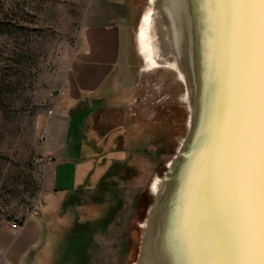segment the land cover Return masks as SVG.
<instances>
[{"label":"bare ground","instance_id":"1","mask_svg":"<svg viewBox=\"0 0 264 264\" xmlns=\"http://www.w3.org/2000/svg\"><path fill=\"white\" fill-rule=\"evenodd\" d=\"M151 4L139 53L184 83L189 133L150 182L133 264H264V0Z\"/></svg>","mask_w":264,"mask_h":264},{"label":"rangeland","instance_id":"2","mask_svg":"<svg viewBox=\"0 0 264 264\" xmlns=\"http://www.w3.org/2000/svg\"><path fill=\"white\" fill-rule=\"evenodd\" d=\"M131 1L123 40L124 61L105 81L108 85L104 82L105 92L88 124L101 128L90 138H95L93 146L99 156L95 164L100 168L90 172L91 178L83 179L82 160L92 166V150L76 155L79 188L59 200L71 194L78 204L65 207L60 203L56 209L58 241L66 237L67 228L76 221H95L105 211L112 213L104 227L91 226L90 222L88 228L83 226L85 233L72 242L74 246L83 238L87 243V264L137 261L143 245L140 224L149 206L157 202L150 182L155 175L164 174L188 128V102L182 99L184 83L173 69H144L139 53L137 33L152 0ZM81 6L83 3L75 0H0V232L12 229V222L18 223L40 203L47 157L43 150L44 127L51 115L46 110L55 100L48 96L51 88L47 86L46 62L49 65L52 53L63 58L62 50H54L61 31L69 34L74 28ZM63 23L65 29L61 28ZM45 36L49 38L44 40ZM68 42L73 43L71 36ZM64 57L68 59L67 54ZM163 113L166 115L162 121L166 119L167 123L160 125L158 119ZM147 122L149 130L143 125ZM109 166L122 178L108 175L104 184L97 185L99 170ZM56 244L58 249L59 242ZM68 253H72L70 247L62 257Z\"/></svg>","mask_w":264,"mask_h":264},{"label":"crops","instance_id":"3","mask_svg":"<svg viewBox=\"0 0 264 264\" xmlns=\"http://www.w3.org/2000/svg\"><path fill=\"white\" fill-rule=\"evenodd\" d=\"M75 1L83 3L78 10L80 14L76 17V24L69 34L65 30L61 31L59 44L54 50H62L63 58L52 53L51 58H48L49 65L46 62L48 88L60 83L64 75L68 80L63 85L62 94L52 99L54 107L44 127L43 150L50 160L44 163L45 176L41 184L40 203L37 204L40 208L37 213L35 207V210L24 215L15 230H1V264H54L51 256L58 242L57 219L49 220L46 215L51 211L55 215V200L79 186L76 155L89 148L92 150L89 157L93 165H86L82 160L83 179L91 178L90 172H96L98 166L99 156L95 154L97 149L93 146L95 138L91 140L96 133L92 123L88 125L89 119L97 107L98 99L105 92L103 88L108 85L105 81L113 76L115 69L121 67L124 61L123 40L133 2ZM61 28L65 29L64 23ZM68 36L72 37V44L68 42ZM66 54L68 59L64 57ZM87 130L90 133H86Z\"/></svg>","mask_w":264,"mask_h":264},{"label":"trees","instance_id":"4","mask_svg":"<svg viewBox=\"0 0 264 264\" xmlns=\"http://www.w3.org/2000/svg\"><path fill=\"white\" fill-rule=\"evenodd\" d=\"M165 115H166V113H163L161 115L160 119H158V123L160 125L161 124L164 125V123L165 124L167 123L166 119L162 121V119L164 118L163 116H165ZM149 124L150 123H148V122L147 123H143L145 130H149V128H150ZM92 128L94 129V132L96 134L100 133L99 129H101V128H99L97 126V124L92 123ZM116 135L118 137L119 134L117 133ZM157 135H160V133L157 132ZM117 137H116V140L118 139ZM110 168H111V166L107 167V169H104V170L100 169L99 170L101 174H100L99 178L96 181V184L98 182L97 185L104 184L105 183V179L108 177V175L114 174V175L122 178V176L120 174H118V172H116L117 170H115V168L114 169H110ZM78 188H79V186H78ZM71 196L72 195L70 194L65 199H62V200H59L57 198L55 200L56 201V209H57V207H60V203L63 206H65V207L67 205H70V204H73V203L78 204V202H76L75 200L71 199ZM36 207H37V205H36ZM109 209H110V207L107 208V210H109ZM111 214L112 213H108V212L106 214V211H105L104 215L99 217V218H97V219H95V221L86 220L85 222H80V223H77V221H76L75 224H72L71 226H69L67 228L68 230L66 231V237L63 240H61V241L59 240L58 241L59 242L58 249H57L56 246L53 249V253H52L53 256H51L52 263H54V264H68V263H72V264H87L88 263V257H87V254H86V251H85V248H84L85 247L84 245H87V243L85 241H83L84 240L83 238L80 240L79 244H76L74 246H71L72 242L76 240L77 235H79V234L81 235V234L85 233V230L83 229V226L88 228V225L91 222V226L97 225V226H100L102 228V227H104L106 225V223L111 218ZM55 215H56V212H55ZM55 215H53V212L51 211V213L46 215V216L48 217L49 220H52V218H56L57 219V216H55ZM58 225L60 226V224L57 221V228H58ZM81 241H83V242H81ZM68 247H70L72 253H68L67 256L62 257L63 256L62 254L65 253V249H67ZM75 251H77V252H75Z\"/></svg>","mask_w":264,"mask_h":264},{"label":"built area","instance_id":"5","mask_svg":"<svg viewBox=\"0 0 264 264\" xmlns=\"http://www.w3.org/2000/svg\"><path fill=\"white\" fill-rule=\"evenodd\" d=\"M67 76L64 75V77L61 78V81L59 84L55 85V87L51 88L49 91H48V96H53V98H55L56 96L62 94V91H63V88H64V83L67 82ZM54 103V102H53ZM51 104V106H49L46 110V113L47 115L48 114H51L52 113V110H53V107H54V104ZM46 157V156H45ZM50 160L49 157H46L45 159V162L48 163ZM21 223V220L16 223V222H12L11 226H12V229L15 230ZM1 257H2V253H0V264H1Z\"/></svg>","mask_w":264,"mask_h":264},{"label":"snow or ice","instance_id":"6","mask_svg":"<svg viewBox=\"0 0 264 264\" xmlns=\"http://www.w3.org/2000/svg\"><path fill=\"white\" fill-rule=\"evenodd\" d=\"M186 264H214V262L203 259L193 251V255L189 257Z\"/></svg>","mask_w":264,"mask_h":264},{"label":"water","instance_id":"7","mask_svg":"<svg viewBox=\"0 0 264 264\" xmlns=\"http://www.w3.org/2000/svg\"><path fill=\"white\" fill-rule=\"evenodd\" d=\"M187 118H188V117H187ZM188 133H189V128H187V130H186V134H185L184 138L187 137ZM184 138H183V141H184ZM184 142H185V141H184ZM176 155H177V154H176ZM151 193H152V192H151ZM151 198H152V202H153L154 198H153L152 194H151ZM145 211H146V210H145ZM140 241H141V237H140ZM139 249H140V247H139Z\"/></svg>","mask_w":264,"mask_h":264}]
</instances>
